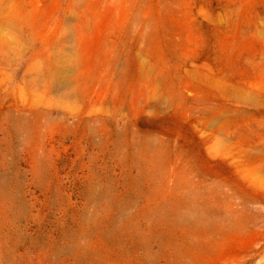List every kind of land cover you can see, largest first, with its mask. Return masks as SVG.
Segmentation results:
<instances>
[{
	"label": "rangeland",
	"instance_id": "374dc122",
	"mask_svg": "<svg viewBox=\"0 0 264 264\" xmlns=\"http://www.w3.org/2000/svg\"><path fill=\"white\" fill-rule=\"evenodd\" d=\"M0 264H264V0H0Z\"/></svg>",
	"mask_w": 264,
	"mask_h": 264
},
{
	"label": "bare ground",
	"instance_id": "6f19581e",
	"mask_svg": "<svg viewBox=\"0 0 264 264\" xmlns=\"http://www.w3.org/2000/svg\"><path fill=\"white\" fill-rule=\"evenodd\" d=\"M21 34V33H20Z\"/></svg>",
	"mask_w": 264,
	"mask_h": 264
}]
</instances>
